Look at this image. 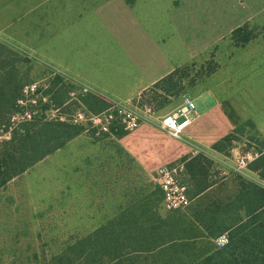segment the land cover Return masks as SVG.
I'll list each match as a JSON object with an SVG mask.
<instances>
[{
  "label": "crops",
  "instance_id": "0c3cea01",
  "mask_svg": "<svg viewBox=\"0 0 264 264\" xmlns=\"http://www.w3.org/2000/svg\"><path fill=\"white\" fill-rule=\"evenodd\" d=\"M252 24L264 28V0H0V33L112 99L142 98L175 70L213 53L218 68L189 91L196 115L181 139L147 122L116 135L112 148L98 143L109 150L103 169L115 178L114 195L132 178L137 184V169L154 177L178 164L194 206L246 192L247 183L233 179L241 147L228 155L214 145L240 118L264 130V39L243 46L231 40L236 29ZM162 94L163 116L186 96ZM78 136L66 144L85 140Z\"/></svg>",
  "mask_w": 264,
  "mask_h": 264
},
{
  "label": "rangeland",
  "instance_id": "374dc122",
  "mask_svg": "<svg viewBox=\"0 0 264 264\" xmlns=\"http://www.w3.org/2000/svg\"><path fill=\"white\" fill-rule=\"evenodd\" d=\"M250 29V41L264 39V28L252 24ZM0 44L12 51L6 53V60L15 61L17 77L22 79L24 88V109L22 114L12 113V126L33 117L72 122L77 112L99 114L106 109L114 113L116 123L123 115L110 109L112 100L139 113L143 104H150L153 111L147 115L149 121L143 123H156L164 115L159 108L167 100L163 91L189 96L194 84L218 68L212 53L182 66L172 79L150 89L142 98L120 100L100 95L85 83L73 80L65 68L21 46L10 35L0 33ZM5 76L2 74L1 78ZM102 102L106 103L105 109ZM200 108L198 104L197 109ZM252 116L256 121L261 112L256 110ZM238 120L232 148L264 152V130L251 120ZM1 121L7 125L6 119ZM73 124L85 128L78 136L85 140L56 149L0 188V264H192L209 246V240L196 239L202 233L201 222L216 231L239 215L238 211L227 209L226 204L255 205L260 199L246 191L240 201L232 200L237 195L233 192L218 203L170 211L164 205L165 195L157 174L145 177L140 169L136 171L137 184L132 178L131 186L122 187L121 193L114 195L115 178L103 169L104 154H109L106 148L114 147L111 141L116 135L129 131L124 126L106 131L91 121ZM7 139L8 133L0 135V140ZM103 142H107L106 148L98 144ZM232 148L225 153L229 155ZM211 164L207 163L210 167ZM238 177L246 186L254 185L238 174L233 179ZM176 179L185 183L180 173ZM217 237L211 239L214 246H218L214 241Z\"/></svg>",
  "mask_w": 264,
  "mask_h": 264
},
{
  "label": "trees",
  "instance_id": "16d2710c",
  "mask_svg": "<svg viewBox=\"0 0 264 264\" xmlns=\"http://www.w3.org/2000/svg\"><path fill=\"white\" fill-rule=\"evenodd\" d=\"M250 30L249 25L236 29L231 35L235 44L248 43L253 38ZM6 53L12 51L0 44V135H9V139L0 140V188L85 130L83 126L75 125L70 120L48 121L45 117H33V120L20 121L12 126L11 115L13 112L22 114L25 95L22 79L17 77L18 67L14 60H6ZM177 72L178 69L163 82L172 79ZM2 74L6 75L5 79L1 78ZM165 93L169 96L176 95L168 89ZM63 104L64 101L60 105ZM105 104L102 102V109L106 108ZM2 119H6L7 125L2 123ZM236 133L235 130L219 140L214 149L226 152L232 148ZM260 152L262 154L250 165V169L264 178V152ZM245 191L253 192L260 199L255 205L226 204L227 209L238 211L235 221L216 231L211 225L200 223L202 233L196 239L209 240V246L207 252L193 260L192 264H264V189L254 183L251 188L245 185ZM242 196V193L237 194L232 200L240 201ZM231 202L234 203L230 201V204ZM224 232L228 233L229 242L222 247L214 246L211 239Z\"/></svg>",
  "mask_w": 264,
  "mask_h": 264
},
{
  "label": "built area",
  "instance_id": "2783aa9c",
  "mask_svg": "<svg viewBox=\"0 0 264 264\" xmlns=\"http://www.w3.org/2000/svg\"><path fill=\"white\" fill-rule=\"evenodd\" d=\"M87 90V89H86ZM23 103V102H22ZM111 108L122 113L123 119L113 123L114 113L106 109L105 112L95 114L92 112L80 111L74 115L72 122L79 123L91 121L95 124H101L102 129L109 131L118 126H124L126 130L133 131L137 129L144 121H149L148 114L153 111L150 104H143V111L137 112L134 109L123 106L119 101H110ZM196 115V104L194 100L185 96L183 103L173 112L158 118L159 127L168 132L173 138L181 139L185 130L193 123ZM262 153L254 148L239 154L234 162V173L243 176L264 189V178H261L257 172L250 169V165ZM181 172L178 164H171L161 167L157 171V182L164 191V205L170 210H186L191 206L192 200L187 194V188L176 179ZM219 247L225 246L229 242L228 233L219 235L215 240Z\"/></svg>",
  "mask_w": 264,
  "mask_h": 264
}]
</instances>
